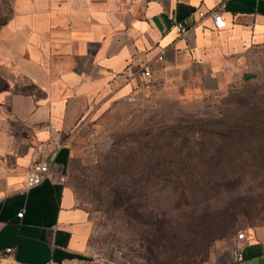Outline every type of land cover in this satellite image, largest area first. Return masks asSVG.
Here are the masks:
<instances>
[{"label": "crops", "instance_id": "crops-1", "mask_svg": "<svg viewBox=\"0 0 264 264\" xmlns=\"http://www.w3.org/2000/svg\"><path fill=\"white\" fill-rule=\"evenodd\" d=\"M219 4L0 0V263L127 264L90 249L85 210L63 178L27 186L26 174L51 151L65 173L84 117L139 89L126 76L132 57L150 61L152 79L181 71L200 89L234 78L243 53L264 42V0H223L225 24L214 28L208 12ZM190 14L195 21L187 34L170 25ZM234 242L225 264H264V230H245Z\"/></svg>", "mask_w": 264, "mask_h": 264}, {"label": "rangeland", "instance_id": "rangeland-1", "mask_svg": "<svg viewBox=\"0 0 264 264\" xmlns=\"http://www.w3.org/2000/svg\"><path fill=\"white\" fill-rule=\"evenodd\" d=\"M200 89L151 78L74 130L63 181L86 241L127 264H225L236 232L264 230V42Z\"/></svg>", "mask_w": 264, "mask_h": 264}, {"label": "built area", "instance_id": "built-area-1", "mask_svg": "<svg viewBox=\"0 0 264 264\" xmlns=\"http://www.w3.org/2000/svg\"><path fill=\"white\" fill-rule=\"evenodd\" d=\"M223 6V0H220L218 9L209 10V15L212 20V25L214 28H221L225 24V20L221 14V7ZM197 16H202L205 14L202 10H195ZM195 19L192 14L180 18V19H172L170 25L174 26L178 32L182 34H187L193 25ZM157 59H161L162 55L157 54ZM129 69L126 71V76L129 78H134L137 81L138 86L141 88H147L151 85V69H150V61L149 60H139L138 58L132 57L129 60ZM48 130H52V124H48ZM40 152L43 151V148L40 146L38 148ZM53 151L46 155V158H36L33 160L28 173L26 174L25 184L30 186L32 184L38 183L46 176H55L58 180H62V173L58 170V168L54 165L53 162ZM17 215L21 214V211L16 213ZM236 237L243 238L244 232L239 230L236 232ZM4 251L10 252L11 247L5 246ZM0 264H24L19 259L9 260ZM42 264H59L56 260L48 259L42 262Z\"/></svg>", "mask_w": 264, "mask_h": 264}]
</instances>
